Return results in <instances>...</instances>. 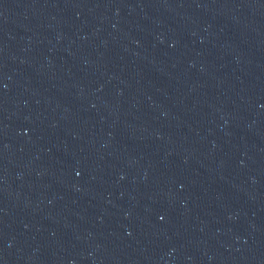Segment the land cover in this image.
I'll list each match as a JSON object with an SVG mask.
<instances>
[{
    "label": "water",
    "instance_id": "water-1",
    "mask_svg": "<svg viewBox=\"0 0 264 264\" xmlns=\"http://www.w3.org/2000/svg\"><path fill=\"white\" fill-rule=\"evenodd\" d=\"M0 264H264V0H0Z\"/></svg>",
    "mask_w": 264,
    "mask_h": 264
}]
</instances>
